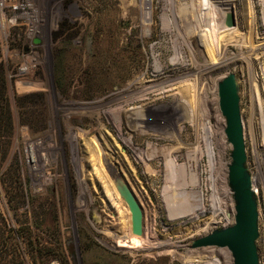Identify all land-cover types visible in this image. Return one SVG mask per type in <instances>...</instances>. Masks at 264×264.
<instances>
[{
    "label": "rangeland",
    "instance_id": "rangeland-1",
    "mask_svg": "<svg viewBox=\"0 0 264 264\" xmlns=\"http://www.w3.org/2000/svg\"><path fill=\"white\" fill-rule=\"evenodd\" d=\"M34 3L41 64L17 76L24 28L10 29L6 49L0 39L12 123L0 138L4 264H232L226 247H190L233 223L217 97L229 72L240 86L264 264V0ZM98 150L108 180L93 170ZM116 177L142 208V235L131 232ZM143 237L150 244L137 243Z\"/></svg>",
    "mask_w": 264,
    "mask_h": 264
},
{
    "label": "water",
    "instance_id": "water-1",
    "mask_svg": "<svg viewBox=\"0 0 264 264\" xmlns=\"http://www.w3.org/2000/svg\"><path fill=\"white\" fill-rule=\"evenodd\" d=\"M224 25L227 28L236 25L232 8L225 13ZM239 89L238 78L233 72L217 82L218 107L225 120L224 134L231 145L227 181L233 198V223L195 238L190 247H226L231 253L232 264H260L256 245L259 234L257 193L247 166ZM115 184L130 212L132 234L142 235L143 212L134 192L120 177H116Z\"/></svg>",
    "mask_w": 264,
    "mask_h": 264
},
{
    "label": "built area",
    "instance_id": "built-area-1",
    "mask_svg": "<svg viewBox=\"0 0 264 264\" xmlns=\"http://www.w3.org/2000/svg\"><path fill=\"white\" fill-rule=\"evenodd\" d=\"M43 21L34 0H0V39L4 48L6 49L7 37L12 27H23L25 38L28 39V44L22 48V63L17 67V76L25 75L41 64L42 56L35 48L38 46V25Z\"/></svg>",
    "mask_w": 264,
    "mask_h": 264
},
{
    "label": "trees",
    "instance_id": "trees-1",
    "mask_svg": "<svg viewBox=\"0 0 264 264\" xmlns=\"http://www.w3.org/2000/svg\"><path fill=\"white\" fill-rule=\"evenodd\" d=\"M11 127V112L8 105V98L6 96V82L4 80L3 70L0 68V138L4 135L8 136L10 134ZM3 220L4 219L1 217V223L5 225L6 222ZM9 231H11L10 233H13L12 229ZM6 244V239L0 236V264H4L8 256L5 248Z\"/></svg>",
    "mask_w": 264,
    "mask_h": 264
},
{
    "label": "bare ground",
    "instance_id": "bare-ground-1",
    "mask_svg": "<svg viewBox=\"0 0 264 264\" xmlns=\"http://www.w3.org/2000/svg\"><path fill=\"white\" fill-rule=\"evenodd\" d=\"M223 1H225V0H223ZM225 4V3H224ZM228 5V7L226 8L227 10L228 9H230V8H232V5H230V4H227ZM206 12L204 13L207 17L206 18H215L216 16H215V14L213 15L211 12H209V11H211V8L209 9V11H208V9L207 10H205ZM204 12V11H203ZM221 15V14H220ZM214 21V20H213ZM198 23V22H197ZM217 24V23H216ZM224 24V23H223ZM223 26V25H222ZM221 27V26H220ZM226 29H229V28H226ZM224 30V29H223ZM203 32V31H202ZM212 33H214V32H212ZM213 40V39H212ZM219 40V39H218ZM215 44H216V42H215ZM219 44V43H218ZM211 46V45H210ZM216 46V45H215ZM217 47V46H216ZM214 48V47H213ZM219 48V47H218ZM215 51V50H214ZM217 53V52H216ZM215 53V54H216ZM219 64V63H218ZM167 76V75H166ZM167 78V77H166ZM31 83V82H30ZM30 83H28V84H30ZM27 85V84H26ZM92 157H90L91 158V164H92V167L94 168L93 170H94V172L95 173H98V175L100 176V175H102L106 180H108V177H107V175L104 173V169H103V165H102V161H101V151L100 150H98V154H97V156L95 157L94 155H91ZM102 156H103V154H102ZM98 176V177H99ZM109 182V184H110V186H111V188H112V190L115 192V188L113 187V185L111 184V182H110V180L108 181ZM107 183V182H106ZM108 186V185H107ZM107 188V187H106ZM106 190H108V189H106ZM115 194H116V192H115ZM117 199V198H116ZM120 212V211H119ZM122 212V211H121ZM120 214V213H119ZM122 215H123V213H122ZM121 216V215H120ZM123 217H125V216H123ZM127 217V216H126ZM117 219V218H116ZM123 219V218H122ZM112 220V219H111ZM110 220V221H111ZM124 220V219H123ZM119 221V220H118ZM120 221H122V220H120ZM126 222H127V220H126ZM124 223H122V224H120V225H123ZM115 225V224H114ZM126 225V224H125ZM129 227H128V230L127 231H129L130 232V224L128 225ZM123 227H124V225H123ZM122 227V228H123ZM127 227V226H126ZM121 231V230H120ZM126 231V232H127ZM124 232L125 231H123L122 230V234H124ZM125 232V233H126ZM119 233V232H118ZM120 234V233H119ZM118 234V235H119ZM137 240V243H140L141 245H142V243L144 242H147L148 244H150V240L147 238V237H143V238H139V239H136ZM140 248V247H139ZM149 249V248H148Z\"/></svg>",
    "mask_w": 264,
    "mask_h": 264
}]
</instances>
